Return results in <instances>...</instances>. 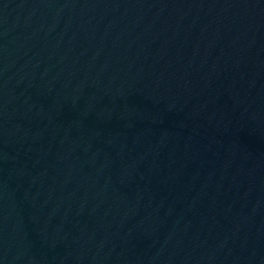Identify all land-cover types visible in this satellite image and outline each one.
Segmentation results:
<instances>
[{"label": "water", "instance_id": "obj_1", "mask_svg": "<svg viewBox=\"0 0 264 264\" xmlns=\"http://www.w3.org/2000/svg\"><path fill=\"white\" fill-rule=\"evenodd\" d=\"M0 264H264V0H0Z\"/></svg>", "mask_w": 264, "mask_h": 264}]
</instances>
